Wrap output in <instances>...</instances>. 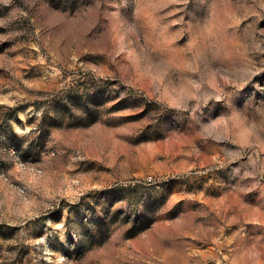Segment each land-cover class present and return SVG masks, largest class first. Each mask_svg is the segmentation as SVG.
Returning <instances> with one entry per match:
<instances>
[{
    "label": "rangeland",
    "instance_id": "rangeland-1",
    "mask_svg": "<svg viewBox=\"0 0 264 264\" xmlns=\"http://www.w3.org/2000/svg\"><path fill=\"white\" fill-rule=\"evenodd\" d=\"M0 264H264V0H0Z\"/></svg>",
    "mask_w": 264,
    "mask_h": 264
}]
</instances>
